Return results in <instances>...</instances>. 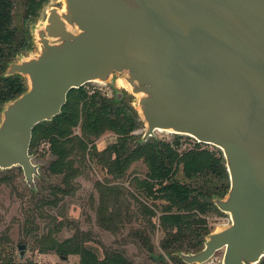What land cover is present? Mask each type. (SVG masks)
I'll return each mask as SVG.
<instances>
[{
	"label": "water",
	"instance_id": "95a60500",
	"mask_svg": "<svg viewBox=\"0 0 264 264\" xmlns=\"http://www.w3.org/2000/svg\"><path fill=\"white\" fill-rule=\"evenodd\" d=\"M29 30L33 46L8 63L27 89L0 114V169L20 167L37 192L40 166L30 145L34 127L62 112L68 93L110 83L116 101L133 96L145 132L165 130L222 150L230 176L217 208L231 222L203 247L176 251L203 264L224 249L221 264L264 258V0H49ZM43 10V9H42ZM26 245L19 244L20 258ZM66 259V256H62Z\"/></svg>",
	"mask_w": 264,
	"mask_h": 264
},
{
	"label": "trees",
	"instance_id": "16d2710c",
	"mask_svg": "<svg viewBox=\"0 0 264 264\" xmlns=\"http://www.w3.org/2000/svg\"><path fill=\"white\" fill-rule=\"evenodd\" d=\"M48 2L26 0L28 15H39ZM13 11L14 0H0V111L6 101L27 89L24 77L3 76L8 63L33 46L30 32L14 25ZM141 124L137 110L124 99L117 102L116 97L89 94L84 86L72 89L62 112L33 129L30 150L33 153V149L47 140L54 158L47 165L46 172L50 176L62 175L63 182V186L51 187L53 198L40 201L53 208L58 207L61 200L58 194H75L78 187L75 181L85 174L88 157L113 180L123 178L132 164L142 159L148 171L143 179L135 177L134 185L153 201L160 214L140 200L139 211L149 218V224L154 229L157 225L152 219L159 215V227L165 233L160 247L169 256L182 261L175 255L176 251L201 249L206 236L213 231L208 219L211 213L218 211L213 196H224L230 188L226 160L222 152L204 148L199 143L183 150L179 148L180 142L176 147L153 137L140 143L135 132ZM108 132L116 134L117 140L99 150L96 142ZM11 170L13 168L8 169ZM106 183L96 182L99 193L98 223L116 231L124 226L126 220H129L128 223L133 221L134 216L129 219L130 205L120 201L117 195L122 191L118 186ZM62 228L63 224L59 223L56 232ZM72 230L73 234L62 241L50 232L44 240L37 241L40 251H55L66 257L79 255L80 264H130L118 251L105 252L101 258L95 249L87 245L93 241L91 231L83 230L77 224ZM133 233L149 252L154 250L148 232L138 229ZM1 249L0 243V264H37L19 262L11 254L2 253ZM260 264H264V258Z\"/></svg>",
	"mask_w": 264,
	"mask_h": 264
},
{
	"label": "rangeland",
	"instance_id": "374dc122",
	"mask_svg": "<svg viewBox=\"0 0 264 264\" xmlns=\"http://www.w3.org/2000/svg\"><path fill=\"white\" fill-rule=\"evenodd\" d=\"M52 5L61 6V3L52 1L44 5L39 15L33 16L27 13L26 0H14V25L29 31L31 25L45 15V9ZM31 49L36 48L32 46ZM28 51L27 48L22 53ZM115 79V86L110 83L89 82L84 87L89 94L100 93L109 98H115V88L121 91L126 90V87L121 86L123 82L120 80V76L115 75ZM123 99L132 105L133 96L131 94L126 92ZM79 130L78 128L77 133H79ZM144 132L145 126L141 124L135 132L139 142ZM156 134V138L176 147H178L177 142H180L179 148L181 150L200 144L204 148L222 152L214 145L201 144L195 138L187 135H178L165 130L157 131ZM116 140L117 135L108 132L97 140L96 145L99 150H103ZM30 151L34 163L40 166L41 177L36 178L37 194H34L27 184L24 172L20 167H13L11 171L0 169V243L2 253L11 254L19 262L80 264L79 255H68L64 259L55 251L41 252L37 242L38 240H44L50 232H53V235L62 241L73 234L72 227L77 224L83 230L92 232L93 241L88 242L87 245L95 249L101 258L104 257L105 252L118 251L125 255L130 264H185L177 257L169 256L161 249L160 242L165 233L159 227V215L152 219L157 225V228L154 229L149 224V218L139 211V200L150 208H155L153 201L148 199L143 192H139L134 185L135 177L143 179L148 171V167L142 159L136 160L123 178L113 180L110 175L105 173L104 169L88 157L85 174L75 181L78 186L75 194L66 196L58 194V198L61 199L59 205L51 208L44 205L40 200L53 198L51 187L63 186L62 175L50 176L46 172L47 165L54 158L47 140L42 141L39 146L33 149V153L32 149ZM98 181L106 185V182H109V184L118 186L122 193L117 196H119L121 202L130 205L131 212L128 215L130 220L134 216L133 221L128 223L129 220H126L124 226L116 231L102 227L98 223L99 193L96 188V182ZM155 210L160 214L158 209L155 208ZM125 214L124 216H126ZM208 219L213 231L219 230L231 222L230 215L219 209L211 213ZM59 223L63 224V228L56 232ZM138 229L148 232L154 246L152 252L143 247L141 241L134 237L133 232ZM19 244L27 246L24 249L25 255L23 258H20V250L17 248ZM223 257L224 249H221L203 264H221Z\"/></svg>",
	"mask_w": 264,
	"mask_h": 264
},
{
	"label": "bare ground",
	"instance_id": "6f19581e",
	"mask_svg": "<svg viewBox=\"0 0 264 264\" xmlns=\"http://www.w3.org/2000/svg\"><path fill=\"white\" fill-rule=\"evenodd\" d=\"M119 80V79H118ZM121 80V79H120ZM122 81V80H121ZM123 82V81H122ZM117 83H118V81H117ZM124 83V82H123ZM122 83V85L121 86H123V87H126V85L125 84H123ZM159 131H162V130H159ZM218 230V229H217Z\"/></svg>",
	"mask_w": 264,
	"mask_h": 264
}]
</instances>
